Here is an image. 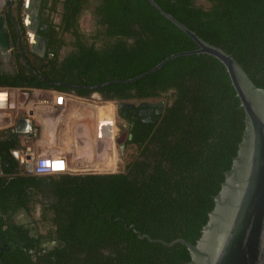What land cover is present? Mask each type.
<instances>
[{
    "label": "trees",
    "instance_id": "1",
    "mask_svg": "<svg viewBox=\"0 0 264 264\" xmlns=\"http://www.w3.org/2000/svg\"><path fill=\"white\" fill-rule=\"evenodd\" d=\"M52 1L54 24L45 34L52 57L33 62L27 56L41 76L21 61L15 74L0 70V88L51 89L84 98L96 92L118 104L157 101L162 112L151 122L129 118L134 124L126 146L136 155L117 172L26 174L15 155L24 148L22 134L1 130L0 259L189 264L186 245L141 239L126 222L167 242L185 239L195 245L202 236L246 128L226 67L208 54L187 55L137 81L105 84L136 77L198 46L148 0ZM156 1L204 40L232 53L255 86L264 88V0ZM87 14L93 20L90 32L81 26ZM19 210L31 216L38 239L63 245L31 251L36 238L14 222Z\"/></svg>",
    "mask_w": 264,
    "mask_h": 264
},
{
    "label": "water",
    "instance_id": "2",
    "mask_svg": "<svg viewBox=\"0 0 264 264\" xmlns=\"http://www.w3.org/2000/svg\"><path fill=\"white\" fill-rule=\"evenodd\" d=\"M148 1L161 15L189 35L198 48L174 53L136 77L105 84L134 82L156 72L174 58L208 54L226 67L246 113V128L238 155L226 173V180L215 199V207L195 245L185 239L172 242L154 239L143 234L135 225L128 226L126 222V226L141 239L169 246L177 243L186 245L192 257L189 264H264V88L255 86L232 53L204 40L156 0ZM24 60L27 61L25 57ZM124 106L135 107L136 104L118 105L119 108ZM23 127L24 130L30 127L28 120L20 121L16 130L21 131ZM46 244L50 248L63 245L61 241L50 239L46 240ZM0 264H4L1 259Z\"/></svg>",
    "mask_w": 264,
    "mask_h": 264
},
{
    "label": "crops",
    "instance_id": "3",
    "mask_svg": "<svg viewBox=\"0 0 264 264\" xmlns=\"http://www.w3.org/2000/svg\"><path fill=\"white\" fill-rule=\"evenodd\" d=\"M49 94L50 89L30 88L20 94L18 92L19 96H15L18 108L0 113L1 120L10 121L0 131L9 128L16 130L20 121H29L28 129L24 130L23 127L21 131L16 130L23 137L24 148L15 152L21 164L22 159L18 153L32 150L35 154L64 156L71 171L94 170L102 164L101 150L105 142L100 130L104 125L105 109H102V105L76 95L68 98L65 106H56L44 101Z\"/></svg>",
    "mask_w": 264,
    "mask_h": 264
},
{
    "label": "flooded vegetation",
    "instance_id": "4",
    "mask_svg": "<svg viewBox=\"0 0 264 264\" xmlns=\"http://www.w3.org/2000/svg\"><path fill=\"white\" fill-rule=\"evenodd\" d=\"M19 0H10V4L5 13L0 16V70L7 74H15L19 68L20 62H24L34 73H38L29 63L24 46V35L27 34V41L31 44V53L37 58H44L46 55L52 57L49 52V39L45 34L50 33L54 20V14L51 12L53 7L52 0H22V6ZM23 8V9H21ZM29 25V26H28ZM26 29H31L33 34L27 33ZM31 37V39L29 38ZM24 57L27 61L24 60ZM39 76H41L38 73ZM46 81V79H42ZM12 89V88H7ZM30 89V88H28ZM133 103V102H128ZM147 102L136 104L135 107L124 106L119 108L123 112H119V117L126 122V132L129 126L134 124L130 121L139 117L146 118V121H153L156 116L162 112L163 103H155L146 105ZM103 105V110L105 109ZM125 115L126 118H123ZM128 137V136H127ZM127 139V138H126ZM21 164V168H22ZM16 224H21L28 229L30 237L36 238L35 247L31 251L42 248L44 251L52 248H44L48 238H39V233L31 216L25 210H19L13 217ZM2 241L5 240L1 237ZM38 239V240H37ZM10 243V242H9ZM7 244L6 242L4 243ZM23 243L21 246L23 247Z\"/></svg>",
    "mask_w": 264,
    "mask_h": 264
},
{
    "label": "rangeland",
    "instance_id": "5",
    "mask_svg": "<svg viewBox=\"0 0 264 264\" xmlns=\"http://www.w3.org/2000/svg\"><path fill=\"white\" fill-rule=\"evenodd\" d=\"M10 0H0V16L3 15L9 6ZM2 5V6H1ZM23 9V8H21ZM58 18V17H57ZM56 18V19H57ZM29 26V25H28ZM82 29L85 32H90L93 29V20L89 14L85 15L81 21ZM27 33L33 34L31 29H26ZM27 34L24 35V46L28 58L33 62L37 61L36 57L31 53V44L27 41ZM31 39V37H29ZM20 94V92H19ZM19 95L17 94V97ZM100 95L96 92L91 94V97L87 98L90 102H95V104L104 105L106 115H103L104 125L101 127L100 134L101 138L104 140L103 148L101 150L102 156L100 159L101 165H98L94 170L79 171L80 169L70 170L73 173H85V172H117L125 168L128 161L132 160L136 155V150L132 146H126V138L128 133L126 132V122L119 117V107L118 103L114 101H104L99 98ZM149 103H156L157 101H148ZM147 102V103H148ZM139 104V102H133ZM113 110V111H112ZM103 111V110H102ZM49 247L45 244L44 248Z\"/></svg>",
    "mask_w": 264,
    "mask_h": 264
},
{
    "label": "built area",
    "instance_id": "6",
    "mask_svg": "<svg viewBox=\"0 0 264 264\" xmlns=\"http://www.w3.org/2000/svg\"><path fill=\"white\" fill-rule=\"evenodd\" d=\"M26 90L28 89L0 88V113H5L17 109L18 106L15 101V96H17L18 92H25ZM73 95L76 94H74L73 92L66 93L50 89V94L47 98L44 99V101L47 103L51 102L56 106L62 107L65 106L68 98L73 97ZM6 124H10V121L5 122L0 119V129H3ZM18 155L21 156L22 159L23 171L29 175L59 174L68 172L70 170L66 158L62 155L35 154L32 150L18 153Z\"/></svg>",
    "mask_w": 264,
    "mask_h": 264
},
{
    "label": "bare ground",
    "instance_id": "7",
    "mask_svg": "<svg viewBox=\"0 0 264 264\" xmlns=\"http://www.w3.org/2000/svg\"><path fill=\"white\" fill-rule=\"evenodd\" d=\"M69 104V103H68Z\"/></svg>",
    "mask_w": 264,
    "mask_h": 264
}]
</instances>
